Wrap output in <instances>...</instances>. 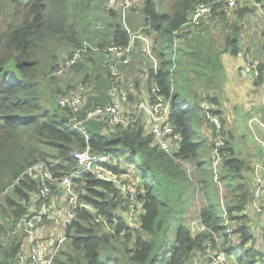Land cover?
<instances>
[{"label": "trees", "instance_id": "obj_1", "mask_svg": "<svg viewBox=\"0 0 264 264\" xmlns=\"http://www.w3.org/2000/svg\"><path fill=\"white\" fill-rule=\"evenodd\" d=\"M138 1L141 16L138 25L152 40V53L157 61L153 69L144 55L148 92L155 83L159 92L170 98V120L181 138L176 156L196 162L207 196L198 217L209 230L194 233L185 222L181 223L183 190L195 191V183L180 163L152 143V134H145L141 123L108 130L101 127L109 125L98 119L86 122L83 125L85 133H82L71 124L70 109L52 101L58 89L47 82L48 69L56 65L62 53H72L83 39L89 38L93 18L91 6H97V0H0V194L17 179L0 198V264H17L14 251L18 243H6L7 224L36 210L38 203L37 181L24 171L43 161L55 176L67 174L78 167L73 152L82 151L86 146L93 155L110 154L111 160H119L121 156L127 165L135 168L141 178L137 182V201L141 204L139 224L126 227L123 217L117 214L119 207L124 211L125 203L111 182L84 172L74 179V188L79 199L93 205L96 211H83L65 225L64 240L68 245L54 256L52 264H189L197 253L203 252L206 241L213 245V233L224 237L223 249L235 264H258L263 253L252 244L253 231L247 225L246 214L232 215L233 211L241 213L245 208L250 197L249 186L238 181L236 198L226 203L229 219L238 221L229 234L223 226V211L211 186V160L209 156L208 161L200 157V151L208 150L211 145L196 133L197 139L193 129L194 120H199L200 124L204 121L198 103L201 100L215 103L214 113L223 123L220 104L224 73L219 54L238 52L239 30L233 27L222 45L202 30L196 31L191 38L182 35L186 38L180 51L190 58L188 71L193 75L186 73L178 79L180 60L174 49L172 30L185 21L193 5L200 0H165L170 6L169 12L163 8L164 0ZM240 2L231 10L237 9L238 16L247 12V8L239 9ZM114 10L105 11L110 15L107 26L112 36L109 41L125 42L127 34ZM214 13L223 15L225 12L214 9L211 15ZM133 17L130 14L128 18L131 28L138 27L132 26ZM262 51L264 53V46ZM257 68L256 84L264 80V63L260 62ZM87 76L85 72L82 78L85 82ZM190 80L196 82L203 93V97L199 93L192 104L186 99ZM44 83L48 88H44ZM91 103L99 105L88 98L86 108ZM83 114L82 111L78 116ZM229 138L230 135L223 147L225 170L220 175L227 183L230 175L240 180L244 177L243 159L235 155ZM205 162L209 163L208 169L204 167ZM108 167L124 173L118 162ZM31 197L35 200L31 201ZM98 214L106 218L113 232L102 230ZM234 233L238 235L236 244L232 239ZM119 235L124 246H111L110 241ZM130 241L132 246L126 245ZM101 246L108 250L104 262L99 261Z\"/></svg>", "mask_w": 264, "mask_h": 264}, {"label": "built area", "instance_id": "obj_2", "mask_svg": "<svg viewBox=\"0 0 264 264\" xmlns=\"http://www.w3.org/2000/svg\"><path fill=\"white\" fill-rule=\"evenodd\" d=\"M239 2V0H200L196 2L190 10L187 18L177 28L172 30L173 41L178 40L182 35H193L200 28L202 22L211 15L215 9L219 12H230ZM104 10L110 11L116 8L119 9L122 19L121 25L127 34L125 42L109 41L106 44H90L87 39H83L78 47L72 53L66 54L60 59L56 65L49 70V77L60 78L65 76L73 69V66L81 60L88 52H98L103 54L106 60V78L110 82L108 94L110 102L105 105L87 106L88 88L83 79H77L71 83V86L60 92L56 96V102L62 108H69L71 113L70 122L73 127L85 133L83 125L86 122L98 120L107 123L112 129L116 126L129 127L138 123L140 117L143 116L146 120V125L149 133L153 136L152 143L160 150L173 157L178 163L183 165L187 170L188 163L179 156H176L180 148L181 138L174 131L173 123L170 120V98L159 92V87L153 83L150 91L140 99L133 110L127 111L122 104L118 102L115 96L122 100L126 99V94L117 87L118 83L124 79V71L122 67L133 68V54L137 43L141 44L142 52L151 61L153 69L157 67V61L152 53V40L146 34L136 35L130 30V26L126 22L125 12L128 8L134 7L133 0H103ZM259 14L264 18V6L257 4ZM130 27V28H129ZM264 63V60L262 61ZM256 59L247 52L245 56V66L252 70L258 76ZM199 107L204 115V125H208L211 134V164L213 167L214 177L217 175V168L224 159L226 152L223 150L225 141L228 139V134L224 130L223 123L214 113L216 105L209 100H201ZM84 112L82 117H79L80 112ZM263 126V122H258ZM253 138L260 143L264 151V142L260 137L253 133ZM73 157L77 163V168L67 174L55 176L51 168L43 161H39L29 166L24 173L29 174L31 179L37 181L39 188L38 203L36 210L30 212L27 216L14 218L7 224L6 243L12 241L18 243L14 251V258L17 264H52V260L57 252V247L63 241L64 236L57 239L55 246L52 242H48L45 235L47 232L42 230L44 225V217L47 216L48 209L51 205L50 195L53 187L61 189L63 201L60 203L61 214L63 216V225L70 224L72 220L83 211L95 212L93 205L83 200H80L78 193L74 188V179L78 178L82 173H92L96 178L111 182L117 188L119 194L124 198L125 208L122 215L126 227H135L139 224L138 219L141 212V204L137 201L138 184H135L134 179L129 178L124 173L112 171L108 165H114L110 154L93 155L86 146L82 151H74ZM217 178V177H216ZM248 179L250 182V197L247 206L250 205L255 211L262 210L260 204V196L264 194V153L261 162L253 160L248 166ZM216 182H218L216 180ZM137 183V181H136ZM5 188L2 194L6 193L11 186ZM35 199L31 197V201ZM222 208V207H221ZM200 210V209H199ZM223 211V226L227 233H231V226L226 224L229 219L227 210ZM199 213V212H198ZM236 213L232 212V215ZM101 221V228L105 232H113L111 225L106 218L98 214ZM115 220V218H113ZM209 228L199 219L193 222L192 232L198 233L207 231ZM64 232V228H63ZM222 235L213 233L215 237ZM207 244V245H206ZM214 244V242H213ZM206 248L209 250V264H235L230 260L221 246L217 245L214 251H210V241L205 242ZM214 247V245H212ZM258 264H264V254L258 259Z\"/></svg>", "mask_w": 264, "mask_h": 264}, {"label": "crops", "instance_id": "obj_3", "mask_svg": "<svg viewBox=\"0 0 264 264\" xmlns=\"http://www.w3.org/2000/svg\"><path fill=\"white\" fill-rule=\"evenodd\" d=\"M138 3V0H133L134 7L130 8V13H132L133 8L139 9ZM257 4L262 6L264 0H241L239 9L242 10L247 8V12L242 16L236 14L237 9L224 13L223 15L214 13L202 22V27L200 26L201 28L197 31L202 30L201 32L209 33L216 43L222 45L225 44L226 37L232 31L233 27H237L239 30L237 36L238 52L232 54L228 51H224L219 54V60L222 64L224 73V81L221 84L222 99L220 104L223 111V127L227 134L230 135V145L236 155L242 159L243 157H249L256 162H261L264 151L260 143L253 138V133L257 134L264 142V125L260 126L258 124L260 121L264 124V80L256 84L257 75L245 66V56L247 52L254 55L257 64L264 60V53L262 51L264 46V18L260 16ZM107 31L109 32V30ZM107 31L104 29L102 30V38H111V32L108 34ZM183 37L174 40L173 44L176 53L178 52L176 54L178 55L177 60H180L176 75L178 79L183 78L186 73H189L191 77L193 75L192 72L188 71L190 58L180 51L185 42ZM187 37L191 38L192 35H188ZM105 39H102V41L97 39L95 42L96 44L104 43ZM90 57H97L98 61L102 62V67L100 68L102 74L100 72L98 74L96 73V75L101 77L100 88L98 82L95 83L96 89L87 87L88 90H92L89 100L99 105L108 104L110 102L108 88L111 84L106 78L105 57L100 53ZM176 62L175 60L174 63L176 64ZM92 63V67L94 68L96 63L94 61ZM82 64L83 63H80L77 69H80ZM146 68L147 64L141 44L137 43L133 54V68H121L124 71V79L117 85L118 88L125 92L126 99L122 100L120 97L115 96L118 102L122 104L127 111L133 110L137 102L148 92L149 84L147 81ZM173 85L174 82L172 83V86ZM139 122L142 124L144 133H149L146 120L143 116L140 117ZM203 125L202 123L200 127L201 135L206 138L210 146L211 134L209 128L206 129ZM244 131L251 135L250 138H245V134H243ZM122 158V163H120V160L118 162L116 159L113 160V163L115 162L116 164V162H118L121 169H123V172L128 177H133L137 182L141 180L139 175L137 176L129 173L130 169H135L131 165H127ZM245 165L248 169L249 165L247 163ZM194 189H196V187ZM184 190L190 192L187 189ZM53 192L54 195L50 198L52 204L63 201L61 189L59 187H54ZM259 201L262 208L260 212L255 211L250 205L247 206V209L249 208L252 212L255 223L250 225L248 217H246L247 225L251 230L253 229L255 231L258 237L257 241L252 244L264 254V194H261ZM117 214L120 216L124 215L123 209L118 208ZM56 215V209H52L51 206L47 212V216L44 217L43 231L48 232V223H45V221L47 222V220L56 217ZM233 228L234 227H231V230H233ZM232 239L233 243L236 244L237 241H235V238Z\"/></svg>", "mask_w": 264, "mask_h": 264}, {"label": "rangeland", "instance_id": "obj_4", "mask_svg": "<svg viewBox=\"0 0 264 264\" xmlns=\"http://www.w3.org/2000/svg\"><path fill=\"white\" fill-rule=\"evenodd\" d=\"M163 5H164L163 6L164 10L169 12L170 11V6L168 5V3L165 0H164ZM91 10L93 12V18H92V24L90 26V32L88 33L89 38H87L89 40L87 41V39L85 38L86 39L85 41H87V42L90 41L89 43L92 45V44H96L95 41L97 39H99V41H102V39H105V38H102V30L103 29L106 30V31L109 30L107 24H109L108 20H110V15L105 13L104 6H103V0H97V6H91ZM114 11H117V15H118L117 19H118L119 23L121 24L122 16H121V13H120L119 9L116 8ZM132 11H134V13H130V8H128L126 10V12H125L126 22L128 23V18L130 17V14H131V16H135V17L132 18L133 21H134V24H132V26H136V25H138V23L141 20V16H139L140 10L139 9H134ZM86 12H87V10H86ZM130 30L133 33H135L136 35L145 34V32L142 31L141 26H139V25H138V27L130 28ZM109 32H108V34H109ZM183 38L185 39L186 37H183ZM107 40H110V38L108 37L107 39H105L104 44L107 43ZM96 54H98V52H96V53L95 52H88L87 55L83 57V59H82L83 62H82V60L79 61L76 64L77 66L75 68L73 67V69L70 72H68L63 77L52 78V77H49V75H47V77H48L47 78V82L50 84V86L54 87L55 89H58V91L55 93L56 94L55 98L53 97V100H52L53 102L56 101V99H57L56 96H57L58 92L60 93V92H62L64 90H66L67 88H69L73 81H76L77 79H80V78L82 79L84 74H85V72L88 73L87 78H85L86 81L88 82V84H87V82H85L87 84V87L91 88V89L93 87V89H96L97 87H96L95 83L98 82L99 88H100L101 77L96 75V73L98 74L100 72V68L102 67V62L98 61L97 57H94V58L90 57V56H93V55H96ZM63 56H65V55H63V53H62L61 56L58 57V59L56 60L55 63H57V61L62 59ZM93 61L96 63L94 68L92 67V65H93L92 62ZM80 63H83V64L81 65L80 69H77L78 65ZM48 73H49V69H48L47 74ZM43 86H45L44 87L45 89L48 88V87H46L45 83L43 84ZM189 86H190L189 95H187L186 99H187L189 104H192V103H195V101H196V99L198 97V94L200 93V95L203 97V93H201V89L202 88L196 82H193L192 80H190L189 81ZM91 89H89L87 91V93H86V95H88V98L90 97V93L92 91ZM221 99H222V97H221ZM203 126L206 129L208 128V125H203ZM200 127H201V124H200L199 120H194L193 129H194V133H195V136L197 137V139H198V136L196 135V133L198 135H201ZM101 128H105V129H108V130L111 129V127H108V126H106L104 124L102 125ZM243 134H245V138L246 139L250 138V136H251L250 134H248L245 131L243 132ZM200 152H201L200 157H203L204 160L208 161L207 160L208 156H209V158H211V149L209 147H208V150L206 148H204ZM236 156L238 158H240L238 155H236ZM119 157H120V159H119L120 163H122V160H121L122 157L121 156H119ZM243 159H244L243 162H245L244 166H243V171H242V173L244 175L243 179L240 180V178L238 179L237 177H234V175H230L228 177V183L226 182V179H224V180L220 179L221 173L225 170V168L223 167V160L221 161V163L219 164V166L217 168V174H216L217 178L214 177L213 167H212V164H211V173H212V179H213V182L211 183V186H213V191H214L215 197L217 198L218 203L223 208L224 212L226 210V203H230L231 202L230 199H235L236 198L235 186H236L238 181H240V183L241 182H246L247 185L249 186V189H250V182H249V179H248V169L246 168L245 164L247 163L249 165L254 159L249 158V157H243ZM49 160L52 161V158L49 157ZM119 160H118V162H119ZM185 161L188 163L189 169L187 170L183 165H181V166L186 170V175L189 177V179L192 180L196 184V189H195L194 192H192L191 189H190V192H187L186 190H183V202L180 205V209L183 210L181 223L185 222L186 225L188 226V228L190 229V231L192 232L193 222H195L198 219L199 209L202 206H204V204H206L207 196H206V193H205L206 190L203 187L204 183H201V180H200V171L197 169L196 162L194 160H190V161L185 160ZM204 167H205V169H208L209 168V163L205 162L204 163ZM129 173L132 174V175H137V176L139 175L136 172V170H133V169H130ZM216 180L218 182H216ZM134 181H135V179H134ZM16 182H17V179L13 183L15 184ZM135 184H137L136 181H135ZM190 184H192V182H190ZM184 189H186V188H184ZM238 194H239V191L237 192V195ZM53 195H54V192L50 195V198ZM2 196H3V194L1 192L0 198ZM50 198H49V200H50ZM59 201H60V199H59ZM50 203H51V205H50L49 209L51 208V206H52V209L55 208L56 212H57V215H56V217H53L52 219L47 220V222L45 221V223H48V232L45 235V237L47 238L48 242H52V246L54 247L55 244H56L57 239L59 237H61V236H64V232H63L64 225H63V216L61 214L60 203L58 202L56 204H52L51 201H50ZM2 204H4V200L3 199H2ZM119 208L121 209V207H119ZM224 214H225V216H227L226 212ZM234 214H236V215H234V217H236L238 214H246V216L248 217L249 224L251 225V224L255 223V220L253 219V216H252V212H251V210L249 208L246 209V207H245L241 211V213H234ZM226 224H228L231 227L235 228L238 225V221L236 219L228 220L226 222ZM233 236L234 237H232V238H235V241L238 242V235L234 233ZM119 239L122 240L123 238H121L120 235L117 236L116 240H111L110 241V245L111 246H116V247H119L120 245L124 246V244H122L119 241ZM257 239H258V237L256 236V233L253 230L252 243L257 241ZM222 244H224V237L223 236L215 237V241H214V244H213L214 247L211 245L210 251H214L217 248V245L221 246ZM67 245H68L67 240L63 239V241L58 244V247L56 249L57 250L56 255L61 250L66 248ZM126 245L132 246L131 241L130 242H126ZM247 245H249V244H247ZM65 251L70 252L68 249H66ZM208 251L209 250L205 246L203 252L201 254L197 253L196 256L194 257V259L189 262V264H209L210 257H209V252ZM110 252L114 253L113 250H111ZM107 253H108V250L105 247L101 246V248L99 249V261L100 262H104L105 261V259L107 257Z\"/></svg>", "mask_w": 264, "mask_h": 264}]
</instances>
